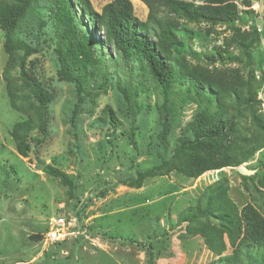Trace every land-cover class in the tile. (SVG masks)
Masks as SVG:
<instances>
[{
	"label": "rangeland",
	"instance_id": "374dc122",
	"mask_svg": "<svg viewBox=\"0 0 264 264\" xmlns=\"http://www.w3.org/2000/svg\"><path fill=\"white\" fill-rule=\"evenodd\" d=\"M28 1L33 7L28 4L16 24L14 40L21 39L31 49L24 57V69L50 100L42 133L40 107L29 82L20 76L24 50L15 45L9 55L0 26V264H227L235 246L216 211L223 195L234 203L239 217L243 207L250 205L264 218V135L263 146L242 161L251 134L259 135L252 114L264 115V102L238 110L234 133L222 140L229 159L242 161L238 165L252 172L243 175L238 165L218 162L217 168L196 170L191 176L188 165L193 157L213 163L200 149H177L184 139L193 140L190 124L202 110L188 82H173L169 129L163 135V95L144 61L124 59L102 32L93 30L74 1L78 30L89 38L100 60L94 66L76 64L69 73L73 78H66L58 49L69 30L48 5L51 0ZM90 1L100 12L112 0ZM130 1L133 14L145 21L148 7L140 0ZM230 1L237 17L228 23L190 22L162 7L160 23L167 24L169 19L178 23L174 32L180 44L172 49L169 62L236 68L246 83L253 74L250 91L241 86L240 99L249 94L260 99L264 92V0ZM157 30L152 23L150 41L156 39ZM237 31L252 43L251 58L232 46L235 59H222L220 48ZM18 122L22 127L15 138L12 131ZM45 166L65 174L72 188L45 172ZM150 170L153 173H144ZM138 173H144L140 181L131 183ZM196 211L205 214L194 218ZM59 215L65 217L68 234L62 241L47 240L46 232ZM232 232L235 244L241 243L243 230ZM248 248L241 247L236 264L252 260Z\"/></svg>",
	"mask_w": 264,
	"mask_h": 264
},
{
	"label": "trees",
	"instance_id": "16d2710c",
	"mask_svg": "<svg viewBox=\"0 0 264 264\" xmlns=\"http://www.w3.org/2000/svg\"><path fill=\"white\" fill-rule=\"evenodd\" d=\"M74 1L78 3V10L87 19L86 21L92 23L93 30L102 32L104 39L111 43L124 59L129 62L139 58L145 62V66L161 88L163 95L161 108L166 111L163 119V135L169 129L171 115L169 101L173 94V82L177 79L188 82L189 88L200 102L202 110L195 115L190 124L193 140L184 139L177 145V149L181 151L186 148L200 149L208 155L210 164L213 163V165H209L202 161L199 156H195L188 165L189 175L194 176L196 170L204 172L217 168L218 162L237 166L263 146L264 115L255 113L252 114V122L260 136L251 134V144L247 147L242 161H231L223 149L224 143L222 142L223 139L234 133L238 110L242 112L246 108L253 107L254 104L262 103L261 99H256L250 94L240 99L241 86L244 85L249 92L254 82V75H248L246 83L242 82L240 72L236 68H207L198 64L189 65L186 62L179 63L177 66L175 63L171 65L169 58L172 57V49L180 44V40L174 32L178 23L169 19L167 24H161L158 19V12L163 7L168 13L190 22L228 23L237 17L236 7L232 1L209 0V3L196 4L187 0H140L148 7L147 19L142 21L133 14L132 1L130 0H112L106 3L100 12L93 8L90 0H51L48 5L57 12L62 27L69 30V34L64 36V42L60 44L58 49L59 61L62 66L61 73L68 79L73 78L69 73L71 67L76 64L94 66L100 60L99 57L95 56L89 38L86 34L81 35L78 30L75 23L76 15L72 12ZM28 4L31 8L33 7L28 0H22L21 4L0 2V26L5 31L4 47L9 55L12 56L15 45L24 50V55L19 62L20 76L29 82L32 95L40 107L39 129L45 133V112L50 98L36 78L30 76L24 69V57L32 52L31 49L21 39H17L16 42L14 40L16 24L23 17ZM152 23L158 27L154 33L156 38L154 41H150L148 37ZM65 38L67 39L65 40ZM251 44L247 43V39L240 31H237L224 41V47L220 48V57L222 59H235L230 48L236 46L241 48L247 59H250L249 48ZM130 96L134 97V94L130 93ZM77 108L78 104L76 103L73 114L76 113ZM21 127L20 122L16 123L13 127L12 136L16 138V130ZM217 140L220 141L219 144L215 143ZM43 170L60 178L64 184H67L70 189L72 188V181L59 170L51 166H45ZM144 173L151 174L153 171ZM144 173H138L137 179L131 183H138ZM223 196L225 198L219 201L220 205L216 211L220 212L218 213L220 220L222 219L226 225L230 244L235 246L234 255L228 258L227 264L239 262L242 246L251 247L247 249V252H250L252 256V260L248 264H264V218L250 205L243 207L239 217L234 203L225 194ZM203 214L205 211H196L193 216L195 218ZM190 219L194 220L193 218ZM242 220H245L243 228L241 226ZM232 230L234 232L243 230L241 243L235 244Z\"/></svg>",
	"mask_w": 264,
	"mask_h": 264
},
{
	"label": "built area",
	"instance_id": "2783aa9c",
	"mask_svg": "<svg viewBox=\"0 0 264 264\" xmlns=\"http://www.w3.org/2000/svg\"><path fill=\"white\" fill-rule=\"evenodd\" d=\"M65 217L57 216L53 220V225L49 227L46 232V239L50 241H62L67 236L68 232L65 231Z\"/></svg>",
	"mask_w": 264,
	"mask_h": 264
},
{
	"label": "water",
	"instance_id": "95a60500",
	"mask_svg": "<svg viewBox=\"0 0 264 264\" xmlns=\"http://www.w3.org/2000/svg\"><path fill=\"white\" fill-rule=\"evenodd\" d=\"M260 99L264 102V92L261 94ZM36 167L37 168H41L42 167V164L39 163V162H37L36 163ZM237 171L240 174H243V175H248V174H250L252 172L251 170L247 169V167L245 165H243V164L237 166ZM16 264H40V263L17 262Z\"/></svg>",
	"mask_w": 264,
	"mask_h": 264
},
{
	"label": "crops",
	"instance_id": "0c3cea01",
	"mask_svg": "<svg viewBox=\"0 0 264 264\" xmlns=\"http://www.w3.org/2000/svg\"><path fill=\"white\" fill-rule=\"evenodd\" d=\"M19 262H21V261H19ZM25 262V261H24Z\"/></svg>",
	"mask_w": 264,
	"mask_h": 264
}]
</instances>
